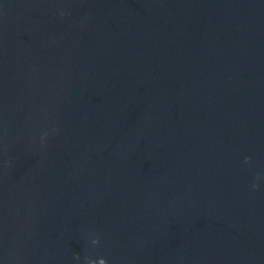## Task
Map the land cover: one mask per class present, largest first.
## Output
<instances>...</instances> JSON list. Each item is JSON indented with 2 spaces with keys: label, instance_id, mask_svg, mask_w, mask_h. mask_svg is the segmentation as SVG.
<instances>
[{
  "label": "water",
  "instance_id": "95a60500",
  "mask_svg": "<svg viewBox=\"0 0 264 264\" xmlns=\"http://www.w3.org/2000/svg\"><path fill=\"white\" fill-rule=\"evenodd\" d=\"M0 264H264V0H0Z\"/></svg>",
  "mask_w": 264,
  "mask_h": 264
},
{
  "label": "clouds",
  "instance_id": "9594fccd",
  "mask_svg": "<svg viewBox=\"0 0 264 264\" xmlns=\"http://www.w3.org/2000/svg\"><path fill=\"white\" fill-rule=\"evenodd\" d=\"M98 242V238H96V240L94 241V243H97Z\"/></svg>",
  "mask_w": 264,
  "mask_h": 264
}]
</instances>
